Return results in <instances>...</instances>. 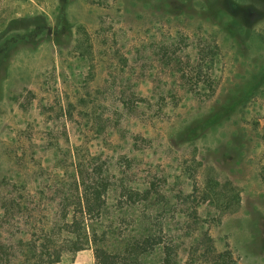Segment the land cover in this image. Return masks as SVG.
I'll list each match as a JSON object with an SVG mask.
<instances>
[{
	"label": "rangeland",
	"instance_id": "obj_1",
	"mask_svg": "<svg viewBox=\"0 0 264 264\" xmlns=\"http://www.w3.org/2000/svg\"><path fill=\"white\" fill-rule=\"evenodd\" d=\"M81 169L158 197L130 209L169 212L175 264H264V0H0V213L28 209L0 226ZM58 264H95L90 234Z\"/></svg>",
	"mask_w": 264,
	"mask_h": 264
},
{
	"label": "trees",
	"instance_id": "obj_2",
	"mask_svg": "<svg viewBox=\"0 0 264 264\" xmlns=\"http://www.w3.org/2000/svg\"><path fill=\"white\" fill-rule=\"evenodd\" d=\"M80 49L83 56L90 57L88 40L83 41ZM200 55L203 62L210 53L203 50ZM79 176H76L80 190L77 198L60 197L59 209L53 217L38 218L37 223L29 221L24 227L15 224L16 229L7 228L6 224L0 226V264H58L70 245L88 234L95 264H175L179 245L164 222L169 212L163 208L147 214L130 209L141 201L143 204L156 201L161 205L157 196L151 197L150 190L127 189L129 209H124L120 200L112 207L110 194L117 189L108 176L96 170L86 174L82 169ZM17 211L24 215L28 209L13 199L0 218L8 221ZM29 213L24 218L34 217ZM218 257L222 260L216 264H235L225 254Z\"/></svg>",
	"mask_w": 264,
	"mask_h": 264
}]
</instances>
